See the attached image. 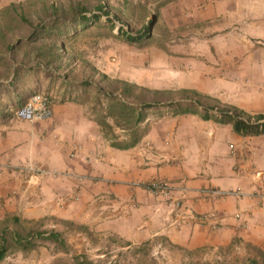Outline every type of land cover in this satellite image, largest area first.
<instances>
[{
	"label": "crops",
	"instance_id": "obj_1",
	"mask_svg": "<svg viewBox=\"0 0 264 264\" xmlns=\"http://www.w3.org/2000/svg\"><path fill=\"white\" fill-rule=\"evenodd\" d=\"M13 1L0 0V8ZM187 2L195 21L209 16L197 7L205 0ZM173 67L165 60L157 70L176 75ZM29 74L43 76L44 71ZM158 77L157 89H173L171 76L160 72ZM210 81H193L190 75L178 87L196 89L252 115L264 114V95L247 89L231 95L225 78ZM57 90L50 87L51 112L40 121L15 118L16 104L12 110L0 108V157L26 146L30 153L25 161L55 175L29 182L16 169L22 163L1 161L0 214L69 220L126 240L128 246L150 242L166 264H264V134L242 136L230 125L196 114L163 111L156 120L146 117L142 124L149 121V128L137 143L119 149L103 136L81 101L60 99ZM153 181L169 183L170 196L180 202L177 209L144 188Z\"/></svg>",
	"mask_w": 264,
	"mask_h": 264
},
{
	"label": "rangeland",
	"instance_id": "obj_2",
	"mask_svg": "<svg viewBox=\"0 0 264 264\" xmlns=\"http://www.w3.org/2000/svg\"><path fill=\"white\" fill-rule=\"evenodd\" d=\"M48 1L61 9H66L71 2H81L90 10L96 5H104L109 15L102 16L101 21L91 26L69 28V35L59 39L41 36L32 41L25 39L27 31L23 28L5 31L4 37H0V54L8 63L6 66L5 63L0 64V83H7L13 78L21 60L28 63L25 66L37 67L36 72L43 68L36 62L23 59L24 55L39 47L48 49L49 44L55 43L62 49L60 53H63V57L70 58V65L75 66L76 70L82 67L80 75H86L84 80H90L93 86L89 88L88 98H75L72 101H81L91 118L98 117L99 121L105 118L108 94L120 96L118 81L135 83V80H142L147 86L137 85L157 89V79H161L157 78V73L160 72L171 76L169 79H173L174 83L171 87L175 90L158 95L162 101L181 99L184 94L178 91L180 80L190 75H193V81H212L218 76L225 78L229 82L231 95L241 94L243 89L249 90L251 95H264V0H205L197 6L209 15L202 21H195L191 16L193 7L188 5L187 0H184L185 5L174 7L162 4L164 0ZM106 17L112 24L104 22ZM7 23L16 26L14 22L4 21L0 14V26ZM118 29L131 37L142 31V41L139 44L129 42L119 36ZM165 60L172 62L176 75L163 69L157 70L159 62ZM10 65L11 73L6 77L4 69ZM56 74L65 75L58 71ZM47 84L48 78L44 75L23 74L15 88H0V108L12 110L17 97H24L31 88L43 93L50 92ZM132 93L136 96L141 92L133 90ZM95 95L96 102L92 100ZM146 97H150V94L147 93ZM132 98L128 100H134L133 104L139 100ZM201 101L209 102L205 98ZM93 104L95 107L91 111ZM163 111L173 114L176 110L158 107L148 109L146 113L147 117L152 116L156 120L157 113L160 115ZM105 120L112 124L111 118ZM148 128L149 121L145 125L141 124L138 131L146 132ZM114 132L119 136L126 133L115 125ZM11 151L10 156L8 153L2 155L5 159L0 157V162L23 165L29 158L30 150L26 146ZM13 217H18L19 222H14ZM3 227L9 230L58 232L64 240L65 250L49 240L37 239L35 246L25 250L11 243L0 264H77V259H86L93 264H166L157 252V246L150 242L128 246L126 240L112 238L69 220L51 216L27 220L1 213L0 229ZM7 238L11 241L9 236Z\"/></svg>",
	"mask_w": 264,
	"mask_h": 264
},
{
	"label": "trees",
	"instance_id": "obj_3",
	"mask_svg": "<svg viewBox=\"0 0 264 264\" xmlns=\"http://www.w3.org/2000/svg\"><path fill=\"white\" fill-rule=\"evenodd\" d=\"M0 14L4 21L7 20L16 24V26H12L7 23L3 27L0 26L1 38L4 37L5 31L10 32L14 29L18 30L19 28H23L27 31V37L25 39L36 41L41 36L59 39L69 35V28L75 29L79 26L94 25L101 21L102 16H108L109 10L104 5H96L90 10L81 2H71L67 5L66 9H61L54 2H49L48 0H27L25 2L13 1L7 4L1 8ZM104 22L112 24L109 17H106ZM117 33L123 39L137 44L143 38L142 31L135 37H131L122 29H118ZM49 46L48 49L41 47L32 49L30 53L24 55L25 58L23 59L36 62L43 66L44 75L48 78V89L50 90V87H57V92L60 91L58 94L60 99L65 100V98H68L73 100L75 98H88V91L93 86L90 80H84L86 75H82L83 77L80 75V71L83 70L82 67L76 70L75 66L70 65V58L63 57V53H60L62 49H59L55 43H51ZM6 61V58L0 54V64L3 65L5 63L6 66V63H8ZM27 64L26 61L21 60L19 66L15 69L13 78L7 83H0V88H15L23 74H27L31 70L36 71L37 67L25 66ZM56 71L64 72L65 75H58ZM4 72L6 73V77L9 76L11 73V65L10 67H5ZM118 84L120 96L108 94L109 101L105 107V118L100 121L98 117L93 119L100 126L99 128L103 136L107 137L111 145L115 148L123 149L137 143L145 133H139L138 129L147 117L146 110L158 107L175 108L176 111L173 115L196 114L202 120H213L218 124L230 125L235 133L242 136L264 134V114L249 115L235 105L221 103L218 99L196 89L180 88L178 91L184 94L181 99L174 101L169 98L168 101H162V99L157 97L158 95L173 93L175 90L152 89L126 81H118ZM133 90H138L141 93L135 96L132 93ZM33 92L39 91L35 90L28 94L26 93L24 97H17V107L21 106ZM44 93L53 103L54 96L50 92ZM147 93L150 94V97H146ZM131 98L139 100L133 104L132 102L134 100H128ZM202 98L209 100V102L203 103L201 101ZM92 100L96 102L97 95ZM94 107L95 104L92 105L91 111ZM106 118H111L112 124L105 120ZM114 125L119 126L126 133L123 132L121 136L117 135L114 132ZM13 221L19 222V218L13 217ZM7 236L10 237L11 241L8 240ZM37 239L53 241L65 250L64 240L58 232L9 230L8 227H3L0 229V261L5 258L11 243L25 250L35 246ZM77 264L93 263L86 259H77ZM183 264L211 263L186 262Z\"/></svg>",
	"mask_w": 264,
	"mask_h": 264
},
{
	"label": "built area",
	"instance_id": "obj_4",
	"mask_svg": "<svg viewBox=\"0 0 264 264\" xmlns=\"http://www.w3.org/2000/svg\"><path fill=\"white\" fill-rule=\"evenodd\" d=\"M52 100L43 92H33L25 100V102L14 111V117L21 121L36 122L48 117ZM19 174L26 177L29 181L36 176L55 177L54 172L44 171L33 161H27L18 167ZM77 179L76 175H73ZM144 188L152 195L170 200L172 208L177 209L180 206L178 199H172L170 196V185L166 181H153L144 185ZM208 192V191H207ZM210 194L219 195L217 191H211ZM216 228V226H213Z\"/></svg>",
	"mask_w": 264,
	"mask_h": 264
}]
</instances>
